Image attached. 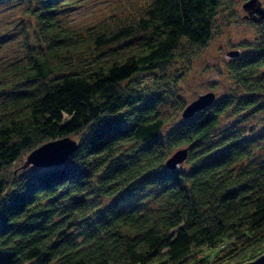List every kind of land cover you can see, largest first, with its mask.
I'll list each match as a JSON object with an SVG mask.
<instances>
[{
	"label": "trees",
	"instance_id": "1",
	"mask_svg": "<svg viewBox=\"0 0 264 264\" xmlns=\"http://www.w3.org/2000/svg\"><path fill=\"white\" fill-rule=\"evenodd\" d=\"M27 3L39 45L0 70V264H242L264 252V156L244 131H217L230 97L183 118L173 93L219 35L221 0H134L136 15L85 32L60 22L67 0ZM257 26L256 49L228 66L241 109L264 108V17ZM65 136L77 146L61 164L20 166ZM182 147L185 169L169 168Z\"/></svg>",
	"mask_w": 264,
	"mask_h": 264
},
{
	"label": "rangeland",
	"instance_id": "2",
	"mask_svg": "<svg viewBox=\"0 0 264 264\" xmlns=\"http://www.w3.org/2000/svg\"><path fill=\"white\" fill-rule=\"evenodd\" d=\"M246 1L221 0L217 15L219 35L189 64L185 75L174 86L173 93L175 100L178 101L179 96L181 99L179 101L184 106L208 91H212L216 99L222 96L230 97L231 110L222 118L217 131L229 133L232 130L231 133L234 134L244 131L248 138L245 140L248 143L251 141L253 156L257 159L264 156V144H259L256 140L264 127V108L256 109L258 104L253 110L238 108L235 103L238 97L243 95L244 90L230 75L228 69L229 64L235 60L228 54L229 51L242 54L246 50L254 51L258 46L257 23L262 21V18L259 14L250 13L243 8ZM67 2L68 4H64L59 10L60 22L83 32L99 23H115L137 13L133 6L134 0H67ZM257 3L264 7V0H257ZM27 4V0H7L0 3V38L4 39L0 44V70L5 63L15 58H18L16 63H24L26 50L33 48L36 50L39 45L34 31L36 22ZM6 34L9 38H5ZM26 43L30 45L27 46ZM27 85L22 83L19 87L24 88ZM263 93L264 91L258 94V98L255 95L256 101L264 100ZM253 126L256 127V133L252 137L249 129ZM70 137L74 139L76 136ZM26 156L21 160L22 163L20 162L22 167L26 162ZM179 165L185 169L186 161L182 160ZM102 201L106 203L107 200Z\"/></svg>",
	"mask_w": 264,
	"mask_h": 264
},
{
	"label": "water",
	"instance_id": "3",
	"mask_svg": "<svg viewBox=\"0 0 264 264\" xmlns=\"http://www.w3.org/2000/svg\"><path fill=\"white\" fill-rule=\"evenodd\" d=\"M243 8L250 13H257L260 18L264 17V7L257 3V0H247L243 4ZM252 9V10H250ZM252 11V12H251ZM229 55L237 56V51H229ZM264 98V93H263ZM215 99V94L208 91L199 95L196 99L184 106L182 110L183 118L192 116L195 112L207 107ZM75 140L68 136L47 141L40 146L33 149L26 157V163L35 165H59L67 156H69L76 148ZM188 147L176 149L166 160V165L169 168L176 167L187 155ZM242 264H264V252L252 260L246 261Z\"/></svg>",
	"mask_w": 264,
	"mask_h": 264
},
{
	"label": "bare ground",
	"instance_id": "4",
	"mask_svg": "<svg viewBox=\"0 0 264 264\" xmlns=\"http://www.w3.org/2000/svg\"><path fill=\"white\" fill-rule=\"evenodd\" d=\"M180 117H181V116H180ZM185 158H186V157H185ZM185 158H184V159H185ZM184 159H183V160H184Z\"/></svg>",
	"mask_w": 264,
	"mask_h": 264
}]
</instances>
